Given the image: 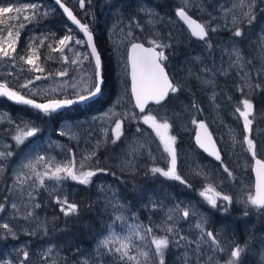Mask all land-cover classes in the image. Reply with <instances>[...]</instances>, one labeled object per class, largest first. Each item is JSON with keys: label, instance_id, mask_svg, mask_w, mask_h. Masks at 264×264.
I'll use <instances>...</instances> for the list:
<instances>
[{"label": "rangeland", "instance_id": "rangeland-1", "mask_svg": "<svg viewBox=\"0 0 264 264\" xmlns=\"http://www.w3.org/2000/svg\"><path fill=\"white\" fill-rule=\"evenodd\" d=\"M62 1L75 9L77 0ZM94 1L101 6L94 28L100 25L99 36L105 40L111 60L109 95L106 96L105 89L100 99L102 102L107 97L104 106L93 113L80 108L81 112H67L72 115L61 110L46 116L19 107L12 113L0 103V152L12 153L0 158V205L3 206L0 225L8 224L11 229L9 232L0 227V264H146L140 253L154 254L152 236L169 240L165 264H226L230 250L236 245L244 249L240 264H264V209L248 203V197L253 195L249 172L252 155L243 142L247 135L257 145L256 157H264V112L253 111L249 132L244 131L243 119L236 112L237 107L243 109L242 100L251 102L256 88L264 89V0H190L188 14L199 23L217 28L207 38L213 45L211 51L205 42L192 43L175 18V11L184 0ZM30 5L36 7H28ZM0 6L27 8L21 13L0 16V21H5L0 23V47L8 51L7 56L0 52L1 83L37 101L77 98L78 92L91 87L95 80L94 67L82 38L66 23L50 28L43 25L45 18L54 17L48 0H0ZM150 8L156 15L148 14ZM248 11L255 17L251 23L243 15ZM12 16L16 19H10ZM80 17L83 19L82 15ZM236 26L241 28V38L231 34ZM160 28L163 36L158 33ZM8 30L13 32V37H8ZM67 34L71 41L66 49L53 51ZM6 40H13L15 51L7 47ZM150 40L169 45L158 51L164 49L167 59L162 64L177 82L180 80L181 86L185 79L181 76L188 77L189 68L203 80L214 82L203 84L198 80L201 88L209 92L204 98H191L196 108L192 103L180 105L179 91L170 94L172 99L167 104L150 107L142 114L134 111L128 93L125 51L131 42L152 46ZM233 44L244 57L241 66L229 67L235 59L229 55ZM28 57H33L34 65L25 62ZM196 57L202 63H197ZM35 66L43 71H35ZM204 66L211 72H200ZM61 72L66 74L60 75ZM192 78L197 81L195 76ZM215 79L226 80L224 87L218 89ZM145 115L167 120L170 136L173 133L191 135L196 122L204 121L217 146L219 144L224 163L214 166L195 149L180 153L177 148L180 143L175 141L177 173L186 183L153 174V167L166 169L169 158L155 132L143 123ZM51 120H55L54 125ZM116 121L121 122L122 135L112 143L115 137L111 130ZM24 125L38 131L17 144L13 137L17 127ZM137 128L143 131L137 132ZM140 144L145 147L138 148ZM130 146L138 151L132 152ZM86 156L90 159L85 160ZM69 162H73L78 171L96 172L90 184L80 185L70 178L57 181L45 175H50L49 169L54 170L56 165ZM82 162L84 168L80 167ZM77 186L92 187L90 206L95 224L85 227L83 242L72 238L74 233L68 230V221L61 212L63 205L58 203L68 201L67 196H72ZM208 186L230 197L229 206L225 208L224 202L217 199L218 207L213 208L200 196ZM126 197L134 200L135 210ZM170 210L173 211L170 213ZM184 210L192 214L185 218ZM29 212L32 215H28ZM169 227L173 229L171 233L167 231ZM147 228L152 229V235L146 232ZM207 232L216 234L217 244H212ZM105 240L110 242L102 246L101 241ZM121 243L129 245L127 256L122 257L116 251ZM24 252L28 253L27 259ZM156 264H159L158 259Z\"/></svg>", "mask_w": 264, "mask_h": 264}, {"label": "snow or ice", "instance_id": "snow-or-ice-1", "mask_svg": "<svg viewBox=\"0 0 264 264\" xmlns=\"http://www.w3.org/2000/svg\"><path fill=\"white\" fill-rule=\"evenodd\" d=\"M57 4H60L61 8H64L65 13L68 14V17L72 19L73 23L78 24V26L81 28V31H83L84 35L87 37L88 46L91 48V55L95 58V71L94 76L95 80L92 82L91 87L85 88L82 92L77 93V99L71 100V99H65V100H53L49 103H36L32 99H27L23 95L18 94L15 91L10 90L6 85L0 84V96L7 97L8 100L14 101L18 104H24L29 105L32 108L40 110L44 114H50L53 112H56L58 109H61L66 106H70L74 103H87L91 100H94L97 96L102 95L103 93V74H102V63H101V57L97 52L96 47L93 46V37L91 33L88 30L87 25H81L79 24V21L73 17L72 13L64 7V5L61 3V0H56ZM190 0H184V4L177 8L175 15L179 17L181 21H183L187 27L188 30L191 32V35L193 37H196L200 41H204L207 49L211 51L213 48L212 43L207 39L210 32L217 31V28L210 27L208 24L199 23L195 19H193L188 14V7H189ZM84 6V0H81V7ZM28 7L35 8V5H30ZM249 8H251V5H249ZM141 11H144V9L141 7ZM22 11H27V8L21 9L19 7L13 8L12 6H0V16H3L6 13H21ZM148 14L150 16L156 15L151 9L148 10ZM246 18H248V22L251 23L252 20L255 19L254 16L251 15V11L245 12L243 14ZM26 20L29 19V17L26 15L24 17ZM10 19H16L15 16L10 17ZM5 21H0V23H4ZM151 22V21H149ZM233 23L235 24V17L233 18ZM139 27V24L136 25ZM13 32L11 30H8V37H13ZM16 36L19 35V33H15ZM129 36L132 35L131 32L128 33ZM232 35L234 38H241L243 33L241 31V28L239 26H236L232 29ZM71 37L65 36L63 39L59 40L60 48H53V51H62L63 47L66 46L67 41H69ZM5 43L7 44V47L15 51L13 47V40H6ZM77 43H80V41H77ZM149 43L152 45L151 47H144L140 43H132L131 49L128 56V61L131 65V79H132V95L136 101V107L140 109L141 112L145 111V106L148 104L149 101L154 102L155 104L161 105L162 102L166 100V98L169 97L170 93L175 94L178 91L181 90V85L178 82H175L173 79H170L169 74L165 70V65L162 64L163 61L167 59V56L165 55V52L163 51H157L158 48H165L169 45H162L159 42L155 40H150ZM0 52H3L5 56L8 55V51L0 47ZM230 56H234L235 59L232 60L229 67L232 66H241L242 62L244 61V57L242 56L240 49L233 44L232 51L229 54ZM88 57L85 56V59ZM38 59V57H36ZM197 63H202L199 57L195 58ZM28 64H35V61L33 57H28L25 60ZM75 62V61H74ZM248 63H251V61H248ZM35 71H43V69L39 68L38 66L34 67ZM200 72L207 73L211 72V69L204 66L201 67ZM66 73L61 72L60 75H65ZM237 75H240V73H237ZM244 75H247V73H244ZM195 76V78L199 81H201L203 84H209L214 83L213 81L209 80H203L200 75H197L193 72L191 68L188 70V77ZM39 79V77H37ZM27 87V85H24ZM256 87H260V85H256ZM243 105V109L240 107L236 108V112L239 113V116L243 119V126L244 131L249 132L250 126L252 125L253 121L250 119V117L253 114V104L248 100L244 99L240 102ZM192 107L196 108V102H192ZM195 122V121H194ZM143 123L148 125L153 132H155L156 137L159 139L160 144L163 146V150L165 153H167V156L169 158V165L166 169H162L159 167H153L151 169V172L153 174H159L160 176H163L170 180H177L181 184H185L186 181L180 177L177 173V152L174 147L175 145V137L170 136L168 134L169 130V123L167 120H164L163 118H160L158 120L157 117L153 115H145L143 117ZM204 125L200 124V128L204 129ZM122 125L120 121L115 122V127L111 130L112 135L115 137V139L112 140V143H115L117 140L120 139L122 135ZM38 129L34 127H29L28 125H24L23 127H17V133L13 137V139L16 141L17 144H21L24 142V140L27 137H32L37 133ZM143 130L140 128H137V132H142ZM205 133H207V129H205ZM208 145H206L204 142L201 141L199 135L197 136V143L200 145L201 148H203L205 151L209 152V155L215 156V158L219 161L221 159L220 153L216 151L215 145L211 144V137H207ZM247 145V151L251 153L252 158L256 162V190L254 195H250L248 197V203H250L252 206L258 208V209H264V160L256 159V149L257 145L254 143L252 139H250L247 135L244 136V141ZM210 145V147H209ZM145 144H140L138 148H144ZM138 148L131 147L130 149L132 152L138 151ZM93 153L92 155H94ZM12 153H4L0 152V158H4L6 156H11ZM39 159H43L40 157ZM85 160L90 159V156L84 157ZM129 164H131V161H129ZM84 163L82 162L80 167L84 168ZM25 167H31V165H25ZM99 171H105L104 169H100ZM225 171L228 172V175L231 176L232 173L225 168ZM50 175L47 173L45 174L48 179H55L57 181L68 179L77 182L80 185H88L90 184L92 177L96 175L95 171H78L75 167V164L73 162H69L68 164L63 165H56L54 167V170L49 169ZM63 174V175H62ZM39 175V174H38ZM22 182V181H18ZM41 184H43V179H41ZM135 190V189H133ZM200 196L204 197V199L213 207H218L217 205V199H222L224 201H228L231 203L230 197L227 195L221 196V194L215 190V188L208 186L204 188L203 191H201ZM58 203L62 204L61 212L67 217L70 215H76L78 214V206L69 203L67 200L64 201H58ZM39 205H37L38 207ZM13 208L16 206L13 204ZM155 207V205H153ZM0 210H3V206L0 205ZM173 210H170V213ZM192 213H190L188 210L183 211V215L185 218L189 217ZM28 215H32L31 212L28 213ZM247 215V213H246ZM117 219H123V217H117ZM169 219H172L171 214H169ZM0 227L4 228L7 231H11L8 224H2ZM198 228L201 229L203 232V228L200 224L197 225ZM169 233L173 231L171 227L167 229ZM146 232L149 235H152V229L147 228ZM14 235V234H13ZM136 235H139V233H136ZM207 237L211 239L212 244H217L216 234L212 232L206 233ZM130 239V238H128ZM183 239V237H181ZM110 241L105 240L101 241V245H106ZM151 244L154 246L155 252L154 254H150L149 252H141L140 255L145 257L146 264H149V258L151 257V264H156V260H159V264H165L164 262V254L165 249L169 246V240L166 237H155L152 236ZM129 245L127 243H121L120 248H117L116 251L121 253L122 257L127 256ZM48 251H51V248L48 249ZM244 252V249L241 248L239 245L234 246L230 250V258L226 262V264H240L241 255ZM24 258H28V253H23ZM129 259H133L132 257H129ZM86 264V262H84Z\"/></svg>", "mask_w": 264, "mask_h": 264}, {"label": "trees", "instance_id": "trees-1", "mask_svg": "<svg viewBox=\"0 0 264 264\" xmlns=\"http://www.w3.org/2000/svg\"><path fill=\"white\" fill-rule=\"evenodd\" d=\"M49 1V0H48ZM50 2V1H49ZM155 4L159 7V3L158 2H155ZM52 9H53V13H54V17H52L51 20H48V19H44L43 20V25H45L47 27V25H50V27H54V26H57L58 25H62L64 22V19L62 18V16L59 14V12L52 6ZM264 15V13H263ZM191 16V15H190ZM192 17V16H191ZM194 19V18H193ZM62 23V24H61ZM161 29V28H160ZM158 29L161 36H163V29ZM60 35H63V32L60 31L59 33ZM98 38H99V44H100V48H99V53H100V57H101V62L103 63L102 64V74H103V79L105 81V88L107 89V93H106V96L109 95V91H110V81L108 78H110V54H109V49H108V46L105 42L104 39H102L99 35H97ZM204 41H201L200 43L198 42H194L192 40V43H197V44H202ZM144 45H147V46H150L146 43H142ZM158 50V49H157ZM161 51L164 52V49H162ZM247 56V55H246ZM105 57V58H104ZM109 58V59H108ZM178 57L176 58V60L178 61ZM109 60V61H108ZM177 65H179V62L176 63ZM178 68H181V67H178ZM107 72V73H106ZM231 75V74H230ZM169 76H171V79H173L174 77H172L171 73L169 72ZM183 76V75H182ZM229 76V75H228ZM184 85H182V88H181V92H179L180 94V97L178 98V101L180 103V105H184V104H188V103H192L193 100L191 98H193L194 100H197L198 98H204L205 93L207 94L209 92V90L207 91L206 89H203L201 88V85H199L200 83L198 81H196L195 79H193L192 77H185L184 76ZM175 82H177L175 79H173ZM226 81V80H225ZM107 82V83H106ZM187 82V83H186ZM189 82V83H188ZM220 84H219V83ZM224 82V81H223ZM222 81H216V86L219 87L218 89L220 88H223L224 87V82L223 83ZM179 83V82H178ZM191 83V84H190ZM193 83V84H192ZM222 83V84H221ZM196 84V86H194ZM185 88H184V87ZM187 86V87H186ZM190 86V87H188ZM194 87H196L194 89ZM105 88L103 89V92L105 91ZM190 88V89H189ZM109 89V90H108ZM188 89V90H187ZM202 89V90H201ZM225 90H226V87H225ZM257 90V91H256ZM187 91V92H186ZM198 91V92H197ZM185 92V93H184ZM197 92V93H196ZM258 92V93H257ZM193 95H192V94ZM255 93V94H254ZM210 94V93H209ZM252 98H251V102L253 104V111L256 113V114H260V112H264V89H255L252 93ZM258 96H257V95ZM182 95V96H181ZM208 96V95H207ZM257 96V98H256ZM255 97V98H254ZM259 97V98H258ZM172 99V96L170 95L166 101L162 104H167L170 100ZM258 99V100H257ZM183 101V102H182ZM215 101V100H214ZM263 102V103H262ZM0 103L2 105H4L5 107H7L12 113H15L16 112V108L10 104H8L6 101L4 100H0ZM101 103L100 99L99 101L97 100L96 103H93L89 106H70V107H67V108H64L62 109L63 112H66V114H68L67 112L68 111H72V110H79L80 108H83V110L86 112V113H93L94 111H96V108H99V104ZM261 103V104H260ZM254 104H256L254 106ZM162 105H159L157 107H160ZM261 106V107H260ZM255 107V108H254ZM156 108V107H155ZM261 108V109H260ZM21 110V109H19ZM80 111V110H79ZM259 111V112H258ZM72 112H75V111H72ZM81 112V111H80ZM44 114V113H43ZM71 112H69L68 115H70ZM73 114V113H72ZM71 114V115H72ZM46 116H52L51 114H44ZM57 119V118H56ZM51 125H54L55 123V120H51ZM209 129V128H208ZM210 130V129H209ZM173 136L176 138L175 141L179 144L177 146V148H179V150H181L180 153H182L184 150H188V149H194L193 148V145H192V142H191V135H182L180 136L178 133H173ZM182 145V146H181ZM106 148V147H105ZM199 154V153H198ZM200 155V154H199ZM201 157H203L202 155H200ZM204 158V157H203ZM257 158V157H256ZM258 158L259 159H263L264 160V157L261 155H258ZM208 161V160H207ZM224 163V159H223V155L221 154V160L219 162V164L217 165H214V166H218L220 164ZM128 180H130L129 178L127 177H124ZM132 183V182H131ZM124 184V183H123ZM119 186V185H118ZM125 186V185H123ZM122 191L124 192L125 190L122 189ZM125 196H128V195H125ZM68 202L69 203H73L75 205L78 206V214L76 215H70V216H67L66 217V221H68V225L67 227L69 228L68 230L70 232H73L74 235L72 236V238L74 240H81L82 242L84 241V238H85V234H84V230L86 228H88L89 226L91 227V224L94 223V217H92V214H93V210L91 209L92 206L91 205V197H92V187L91 186H86V187H80V186H77L75 188V192L73 193V195H68ZM127 198V197H126ZM128 202L130 203L131 207L133 208V210H135V206H134V203H133V199H128ZM95 224V223H94ZM86 227V228H85ZM86 233V232H85Z\"/></svg>", "mask_w": 264, "mask_h": 264}, {"label": "water", "instance_id": "water-1", "mask_svg": "<svg viewBox=\"0 0 264 264\" xmlns=\"http://www.w3.org/2000/svg\"><path fill=\"white\" fill-rule=\"evenodd\" d=\"M50 2L53 4L54 8H56V10L59 12V14L62 16V18L64 19V21L66 22V24L73 30H75V32L77 33L78 36H80L84 42V45L88 51V54L91 58V61H92V65L94 67V71H95V58L92 57L91 55V48L88 46V41H87V37L84 35L83 31H81V28L78 26V24L76 23H73L72 19H70L68 17V14L65 13L64 11V8H61L60 7V4H57L56 3V0H50ZM62 3V2H61ZM63 4V3H62ZM64 5V4H63ZM77 6H78V9L81 10L82 7H81V0H77ZM64 7H66L64 5ZM67 8V7H66ZM68 9V8H67ZM69 10V9H68ZM70 11V10H69ZM71 12V11H70ZM72 13V12H71ZM176 13V11H175ZM73 15V14H72ZM175 15V14H174ZM74 17V16H73ZM175 18L177 19V21L183 26V28L185 29V31L187 32L189 38L193 41H196V42H201L200 40H198L196 37H193L191 35V32L188 30V27L187 25L181 21L179 19V17H177L175 15ZM76 19V18H75ZM77 20V19H76ZM78 21V20H77ZM81 24V23H79ZM68 42L66 43V46L63 47V50L67 47L68 45ZM132 43H139V42H131L128 44V46L126 47V51H125V60H126V74H127V83H128V93H129V98H130V101H131V104H132V107L134 109V111L137 113V114H142L144 112H141L140 109H138L136 107V101L132 95V79H131V65L128 61V56H129V52H130V49H131V44ZM142 44V43H140ZM144 47H151V46H147V45H144L142 44ZM94 46V44H93ZM61 46H59L60 48ZM62 50V51H63ZM158 51V50H157ZM58 52H61V51H58ZM1 84V83H0ZM4 85V84H3ZM8 87V86H7ZM9 88V87H8ZM10 89V88H9ZM11 90V89H10ZM100 96V95H99ZM99 96H97L94 100L98 99ZM26 98V97H25ZM0 99H3L4 101H6L8 104L14 106V107H19V108H25V109H28L29 111H32V112H35V113H42L40 110L38 109H35V108H32L31 106L29 105H24V104H18L14 101H11V100H8L7 97H3V96H0ZM27 99H30V98H27ZM71 100H76L77 98H69ZM167 99V98H166ZM34 102L36 103H49L50 101H53V100H48V101H37L35 99H32ZM58 100V99H56ZM94 100H91L87 103H74L70 106H74V105H85V104H89L91 102H93ZM62 101V100H61ZM166 101V100H165ZM164 101V102H165ZM162 102V104L164 103ZM161 104V105H162ZM70 106H66V107H63L61 109H58L56 112H53L51 114H57L59 113L62 109L64 108H67V107H70ZM159 106L158 104H155L154 102L152 101H149L148 104L145 106V110L148 108V107H157ZM200 124H203L205 127L204 129L200 128ZM205 129H207V133H205ZM199 135L200 139L202 142H204L206 145H208V140H207V137L210 136L211 137V144H214L215 145V148H216V151H219V148L211 134V132L209 131L208 127L206 126L205 122L202 121V120H199L196 122L195 126H194V129L192 131V134H191V142H192V145L193 147L197 150V152L202 155L206 160H208L210 163H212L213 165H217L219 164L220 160L218 161L215 156L213 155H209V152L205 151L203 148L200 147V145L197 143V136ZM210 147V145H209ZM220 157H221V153H220ZM256 159H259V158H256ZM261 160V159H260ZM255 168H256V162L255 160L252 158L251 161H250V169H249V172H250V176H251V189H252V194L254 195L255 194V190H256V171H255ZM223 196V195H221ZM222 200V199H221ZM226 205H228V201H224L222 200Z\"/></svg>", "mask_w": 264, "mask_h": 264}, {"label": "flooded vegetation", "instance_id": "flooded-vegetation-1", "mask_svg": "<svg viewBox=\"0 0 264 264\" xmlns=\"http://www.w3.org/2000/svg\"><path fill=\"white\" fill-rule=\"evenodd\" d=\"M50 1V0H49ZM61 2L72 12V14H73V16L79 21V23H81V25H87V27H88V30H89V32L91 33V35H92V37H93V44H94V47H96V49H97V52H98V54L100 55V53H99V48H100V44H99V38H98V36L97 35H99V32H100V25H99V22H100V20H99V22H97L98 23V27L97 28H94V24H95V20L97 19V18H99V10L101 9V6L97 3V2H95L94 0H84V6L82 7V9L81 10H79L78 9V6H77V2H76V7H75V9H74V7H73V5H71V6H69V4L66 2V1H62L61 0ZM50 4L53 6V4L50 2ZM54 7V6H53ZM56 9V8H55ZM83 16V19H81V17L80 16ZM65 22V21H64ZM66 23V22H65ZM47 27L48 28H50V25H47ZM72 31H75V30H73L72 29ZM101 34V33H100ZM66 36H69L68 34L66 35ZM70 37V36H69ZM70 41H71V39L69 40V42H68V45L70 44ZM67 45V46H68ZM99 45V46H98ZM59 48V47H58ZM66 49V48H65ZM64 49V50H65ZM63 50V51H64ZM63 51H61V52H63ZM102 63V62H101ZM1 83V82H0ZM107 83V82H106ZM1 84H3V83H1ZM5 85V84H4ZM104 85H105V81H104ZM104 85H103V89L105 88L104 87ZM7 86V85H6ZM110 86H111V84H110ZM12 91H15V92H17L15 89H12V88H10ZM18 93V92H17ZM18 94H20V95H23L24 96V94H22L21 92L20 93H18ZM101 96L102 95H100L99 96V98L98 99H96L95 101H93V102H91V103H89V104H85V105H74V106H89V105H91V104H93V103H96V101L98 100L99 101V99H101ZM26 98H32V97H29V96H25ZM63 97H60V98H58V99H62ZM106 99H107V97H105L104 98V100L99 104V108H101L102 106H104V104H105V102H106ZM99 108H96V111H94V112H97L98 110H99ZM148 108H150V107H148ZM147 108V109H148ZM146 109V110H147ZM194 148V147H193ZM195 149V148H194ZM196 150V149H195ZM197 151V150H196ZM224 206H225V208L226 207H228L229 206V203H228V205H226L225 203H224ZM258 209V208H257Z\"/></svg>", "mask_w": 264, "mask_h": 264}, {"label": "bare ground", "instance_id": "bare-ground-1", "mask_svg": "<svg viewBox=\"0 0 264 264\" xmlns=\"http://www.w3.org/2000/svg\"><path fill=\"white\" fill-rule=\"evenodd\" d=\"M158 1V0H157ZM156 1V2H157ZM136 2V1H135ZM149 2H150V0H149ZM140 3H142V2H140ZM129 4V3H128ZM145 4V3H144ZM110 5V4H109ZM134 5V4H133ZM164 5H165V3H164ZM143 6V5H142ZM162 6V5H161ZM132 7V6H131ZM148 7V6H147ZM158 7V6H157ZM166 7V6H165ZM168 8H169V5L167 6ZM151 9V8H150ZM169 10V9H168ZM165 11H167V10H165ZM170 11H172V10H170ZM189 11V10H188ZM131 12V11H130ZM167 13V12H166ZM189 13V12H188ZM191 13V12H190ZM144 14V13H143ZM158 14H161V13H159L158 12ZM163 14V13H162ZM195 15V14H194ZM191 16H192V14H191ZM132 17V16H131ZM161 17V16H160ZM196 17V16H195ZM135 18H137V17H135ZM141 18V17H140ZM169 18V17H168ZM170 18H172V17H170ZM193 18V17H192ZM134 19V18H133ZM165 19V18H164ZM196 19V18H195ZM136 20H138V18L136 19ZM141 20V19H140ZM199 20V19H198ZM156 21V20H155ZM165 21V20H164ZM197 21V20H196ZM201 22V21H200ZM158 23V22H157ZM158 24H160V23H158ZM160 27H161V25H160ZM157 28V27H156ZM219 28V27H218ZM161 30V29H160ZM228 31V30H227ZM230 31V30H229ZM231 32V31H230ZM219 34H221V33H219ZM232 34V33H231ZM222 36V35H221ZM225 36V35H224ZM228 36V35H227ZM218 37V36H217ZM220 38V37H219ZM214 40V39H213ZM99 42V41H98ZM195 42V41H194ZM198 43H200V42H198ZM99 46V45H98ZM246 46V45H245ZM248 47V46H247ZM182 49V48H181ZM180 51V50H179ZM180 53V52H179ZM172 56V55H171ZM175 57H176V55H175ZM174 57V58H175ZM210 57V56H209ZM105 58V57H104ZM109 59V58H108ZM172 59V58H171ZM209 59V58H208ZM109 61V60H108ZM177 62V61H176ZM110 63V62H109ZM103 64V63H102ZM182 70V69H181ZM183 71V70H182ZM107 73V72H106ZM188 73V72H187ZM69 74V73H68ZM218 74V73H217ZM219 75V74H218ZM224 75V74H223ZM232 75V74H231ZM187 75L185 74V77H186ZM211 76V75H210ZM227 76V75H226ZM181 77H184V75L183 76H181ZM193 77V76H192ZM212 77V76H211ZM216 77V76H215ZM232 78H234L233 76H231ZM230 77V78H231ZM189 78V77H188ZM213 78V77H212ZM224 78V77H223ZM109 79V78H108ZM174 79V78H173ZM182 79V78H181ZM186 79V78H185ZM194 79V78H193ZM218 80V79H217ZM216 79H215V81H217ZM230 80V79H229ZM180 81V80H179ZM178 81V82H179ZM184 81V80H183ZM198 81V80H197ZM232 81V80H231ZM220 82H221V79H220ZM223 82V81H222ZM224 82H226V81H224ZM223 82V83H224ZM227 82H228V80H227ZM233 82V81H232ZM184 83V82H183ZM187 83V82H186ZM189 83V82H188ZM219 83V82H218ZM235 83V82H234ZM255 83V82H254ZM191 84V83H190ZM193 84V83H192ZM220 84V83H219ZM222 84V83H221ZM225 84V83H224ZM223 84V85H224ZM256 84V83H255ZM104 85V84H103ZM182 85H184V84H182ZM200 85V84H199ZM236 85H237V83H236ZM257 85V84H256ZM194 86H196V84L194 85ZM239 86V85H238ZM104 87H105V85H104ZM184 87V86H183ZM187 87V86H186ZM188 87H190V86H188ZM185 88V87H184ZM196 87H194V89H195ZM219 88V87H218ZM247 88V87H246ZM106 89V88H105ZM183 89V88H182ZM190 89V88H189ZM197 89V88H196ZM188 90V89H187ZM198 90V89H197ZM202 90V89H201ZM236 90V89H235ZM248 90V89H247ZM106 91V90H105ZM199 91V90H198ZM197 91V92H198ZM257 91V90H256ZM179 92V91H178ZM180 92H181V90H180ZM187 92V91H186ZM196 92V93H197ZM185 93V92H184ZM258 93V92H257ZM103 94V93H102ZM171 94V93H170ZM179 94V93H178ZM192 94V93H191ZM251 94V93H250ZM255 94V93H254ZM174 95V94H173ZM193 95V94H192ZM257 95V94H256ZM170 96V95H169ZM182 96V95H181ZM258 96V95H257ZM257 96H256V98H257ZM174 97V96H173ZM255 98V97H254ZM259 98V97H258ZM177 99V98H176ZM252 99H253V97H252ZM254 100V99H253ZM258 100V99H257ZM95 101V100H94ZM216 101V100H215ZM255 101V100H254ZM183 102V101H182ZM221 102H223V101H221ZM179 103V102H178ZM214 103V102H213ZM223 103H225V102H223ZM263 103V102H262ZM208 104V103H207ZM212 104V103H211ZM220 104V103H219ZM227 104H228V101H227ZM261 104V103H260ZM202 105V104H201ZM221 105H223L222 103H221ZM231 105V104H230ZM256 104H254V106H255ZM203 106V105H202ZM226 106V105H225ZM225 106H221L222 107V109L223 108H225ZM228 106H229V104H228ZM261 107V106H260ZM152 108V107H151ZM215 108V107H214ZM216 108H218V107H216ZM255 108V107H254ZM228 109H229V107H228ZM261 109V108H260ZM217 110V109H216ZM219 110V109H218ZM264 111V110H263ZM259 112V111H258ZM145 113V112H144ZM261 113V112H260ZM210 126V125H209ZM239 128V127H238ZM56 136V135H55ZM54 136V137H55ZM60 138V137H59ZM222 144H220V146H221ZM218 146H219V144H218ZM223 147V146H222ZM223 150V149H222ZM203 160V159H202ZM204 161V160H203ZM248 214V213H247ZM246 216V215H245ZM244 216V217H245ZM236 217H238V216H236ZM234 218V217H233ZM246 220V219H245ZM237 221V220H236Z\"/></svg>", "mask_w": 264, "mask_h": 264}]
</instances>
